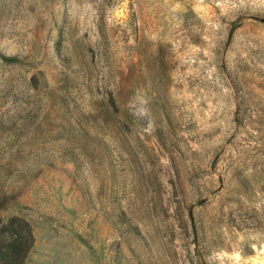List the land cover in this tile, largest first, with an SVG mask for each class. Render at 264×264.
<instances>
[{"label": "rangeland", "instance_id": "rangeland-1", "mask_svg": "<svg viewBox=\"0 0 264 264\" xmlns=\"http://www.w3.org/2000/svg\"><path fill=\"white\" fill-rule=\"evenodd\" d=\"M0 215L23 264H264V0H0Z\"/></svg>", "mask_w": 264, "mask_h": 264}, {"label": "trees", "instance_id": "trees-1", "mask_svg": "<svg viewBox=\"0 0 264 264\" xmlns=\"http://www.w3.org/2000/svg\"><path fill=\"white\" fill-rule=\"evenodd\" d=\"M6 61H14L7 57ZM35 242L30 222L19 215H12L6 222L0 215V264H23Z\"/></svg>", "mask_w": 264, "mask_h": 264}]
</instances>
